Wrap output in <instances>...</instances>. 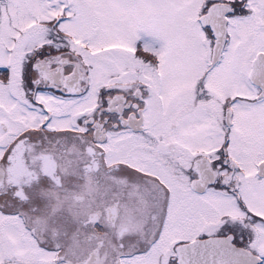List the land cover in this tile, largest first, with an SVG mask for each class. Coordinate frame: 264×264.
I'll return each instance as SVG.
<instances>
[{
	"label": "snow or ice",
	"instance_id": "6c2138e0",
	"mask_svg": "<svg viewBox=\"0 0 264 264\" xmlns=\"http://www.w3.org/2000/svg\"><path fill=\"white\" fill-rule=\"evenodd\" d=\"M0 264H264V0H0Z\"/></svg>",
	"mask_w": 264,
	"mask_h": 264
}]
</instances>
